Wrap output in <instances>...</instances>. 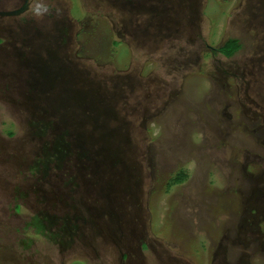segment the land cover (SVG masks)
<instances>
[{"label":"rangeland","instance_id":"374dc122","mask_svg":"<svg viewBox=\"0 0 264 264\" xmlns=\"http://www.w3.org/2000/svg\"><path fill=\"white\" fill-rule=\"evenodd\" d=\"M261 5L0 0V264H264Z\"/></svg>","mask_w":264,"mask_h":264},{"label":"trees","instance_id":"16d2710c","mask_svg":"<svg viewBox=\"0 0 264 264\" xmlns=\"http://www.w3.org/2000/svg\"><path fill=\"white\" fill-rule=\"evenodd\" d=\"M239 48H240L239 42L235 39H231L224 44V46L220 50V53L224 57L229 58L232 57L233 54L239 50ZM181 180H182L181 177H176L174 179V183H180Z\"/></svg>","mask_w":264,"mask_h":264},{"label":"flooded vegetation","instance_id":"af4514ba","mask_svg":"<svg viewBox=\"0 0 264 264\" xmlns=\"http://www.w3.org/2000/svg\"><path fill=\"white\" fill-rule=\"evenodd\" d=\"M179 1H184V0H179ZM259 3L262 4V5H261V6L263 7L262 9H264V0H259ZM226 42H227V41H226ZM226 42H225V43H226ZM225 43H224V44H225ZM224 44H222V46H220V47L218 48V50H217L218 55L220 54L222 57H224V56L220 53V50H221V48L224 46ZM212 50H213V49H212ZM215 52H216V51L213 50V51H212V54H215ZM224 58H226V57H224ZM229 58H230V57H229ZM68 93H70V92L68 91ZM71 93H72V91H71Z\"/></svg>","mask_w":264,"mask_h":264},{"label":"water","instance_id":"95a60500","mask_svg":"<svg viewBox=\"0 0 264 264\" xmlns=\"http://www.w3.org/2000/svg\"><path fill=\"white\" fill-rule=\"evenodd\" d=\"M22 11H24V8H22L18 11H14V12L0 13V16H16V15H19L20 13H22Z\"/></svg>","mask_w":264,"mask_h":264}]
</instances>
